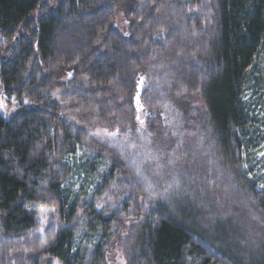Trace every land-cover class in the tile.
I'll use <instances>...</instances> for the list:
<instances>
[{
  "label": "trees",
  "instance_id": "1",
  "mask_svg": "<svg viewBox=\"0 0 264 264\" xmlns=\"http://www.w3.org/2000/svg\"><path fill=\"white\" fill-rule=\"evenodd\" d=\"M0 100V264H264V250L238 253L226 224L196 226L199 212L157 181L163 198H149L120 149L89 135L131 127L134 139L138 114L159 140L197 124L264 219L249 175L264 143V0H0ZM77 150L103 163L88 160L95 185L70 198ZM42 206L55 217L39 237ZM80 232L95 241L75 246ZM122 235L131 245L111 262Z\"/></svg>",
  "mask_w": 264,
  "mask_h": 264
},
{
  "label": "rangeland",
  "instance_id": "2",
  "mask_svg": "<svg viewBox=\"0 0 264 264\" xmlns=\"http://www.w3.org/2000/svg\"><path fill=\"white\" fill-rule=\"evenodd\" d=\"M128 4L127 2L122 6V14ZM122 14L120 13L118 17L119 22L123 21ZM120 25L122 26L121 23ZM61 104L66 105L65 102ZM0 110L3 111L1 100ZM68 117L71 120H77V122L79 120H85V118L82 119V117L74 113H68ZM81 123L84 124L86 122L83 121ZM86 124L90 127L96 125L93 122ZM198 127L197 124L192 127L189 125L187 128L191 130H184L178 140H173V137L168 138V136L167 138L165 137V139L162 138L163 141L159 140L156 135H154L156 134L154 131H152L154 134L147 139H141L139 134H137L133 139L136 144L147 145L148 139H151L152 143L149 147L154 153L158 152L165 161L167 159V154L172 153L173 149H176L179 157L174 168L172 166L164 168L163 179L154 174V164H145L143 168V176L145 179L135 176L137 184L139 183L142 188H145L147 187V182H149L152 188L156 189L157 181L159 188L164 186L166 188L172 176L175 175L179 181V187L169 190L168 193L172 194L176 200H185V204H189L194 208L195 212L196 210L199 212V214L193 218V223L196 226L210 232L211 227L215 224L224 223L229 227L227 230L232 232L230 238L233 240V243L231 242L230 244H235L234 246L238 248V253L242 254L241 256L246 253H251L250 255H252L254 252H261V250H264V219L254 215L256 213L251 211L249 203L244 201L241 187L237 184L231 171L225 166V170L222 169L220 164L222 161L217 156L215 144L211 143L209 137L206 139V133H199L196 130ZM99 128L105 127L101 126ZM91 129L92 128L89 130ZM181 141V147L177 149V144ZM261 152H264V143L258 146L256 151L249 157L253 165V171L250 172L249 175L252 179H255L258 186L263 184L264 181V157L258 155ZM66 159L72 170L69 178L62 185L64 193L69 195L70 198L77 197L79 193H87L88 195L95 185V178L92 176V170L90 169L91 166L88 164V160H97L99 163H103V161L101 159H95V156L90 155L89 152H83L82 150H77L75 154L69 155ZM150 179L155 180V184H152ZM132 185H134L133 182ZM121 196L122 194L116 197L111 195L107 196L105 201L107 206L114 207L112 202L115 200L119 201ZM124 197H126L125 193ZM83 199L84 198H80V201ZM40 208L41 207H38L36 209L37 221L39 223L37 233L39 237H42L48 223L55 216L54 212H49L47 213L46 220H42L41 218L45 214L40 212ZM41 229H44V231L41 232ZM77 235L74 241L75 246L79 245L86 247L95 241V239L84 238L82 232ZM125 239L126 235H122L119 236L118 240L116 238L113 242L112 249L110 253H108L111 262L120 257L126 249L128 250V243L131 245V242L126 241L125 244ZM262 256L264 257V255ZM258 258L255 257L257 260Z\"/></svg>",
  "mask_w": 264,
  "mask_h": 264
},
{
  "label": "snow or ice",
  "instance_id": "3",
  "mask_svg": "<svg viewBox=\"0 0 264 264\" xmlns=\"http://www.w3.org/2000/svg\"><path fill=\"white\" fill-rule=\"evenodd\" d=\"M159 11V9H157ZM161 32L164 31V29L160 30ZM69 76H71V73H69ZM145 77H140V86H143ZM177 95H180V93H177ZM140 93L137 92L136 97V104H137V112L141 113L144 116L149 115L146 111H144V105L140 102L139 99ZM27 103V101H25ZM167 107V105H165ZM136 120L139 123V127L135 128V132L139 134L141 139H147L153 135V133H147L145 135L146 130V124L145 120L141 118V115L138 114L136 116ZM167 126V125H166ZM132 132V128L128 127L126 129H121L120 127H117L115 130H109L107 127L105 128H97L95 132H90L89 135L96 137L100 140L102 144H107L110 147H118L120 149L119 155L123 159L130 162L132 168L134 169L135 176L145 179L143 176V168L145 164H154L155 165V175L159 176L161 179L164 177V168L168 166H172L173 168L177 164V160L179 159L177 155L176 149H173L172 153L167 154L166 161L161 157V155L158 152H153L149 145H151L152 141L151 139H148L147 145L145 144H136L133 139L129 136V133ZM167 135V134H165ZM173 136H176L177 133L174 131L172 133ZM121 136H123V139L121 140ZM182 141L177 144V149L181 147ZM134 150L133 152H127V149ZM261 157H264V152H261L258 154ZM137 157H141L140 159H137ZM247 167V165H245ZM103 171V169H101ZM251 178V177H250ZM179 187V181L175 175L172 176L171 181L168 183L167 187L164 189V194H167L169 190L178 188ZM259 188L264 189V184H260ZM146 191H149L150 196L149 198H163L162 194L157 193L156 197L151 196V192L155 191V189L152 188L151 184H149V187L146 189ZM114 206V205H113ZM98 208L103 209V204H97ZM40 212L45 214L42 216V220H46L47 213L49 212H55V208H45L41 207ZM44 229H41V232H43ZM75 250V249H74Z\"/></svg>",
  "mask_w": 264,
  "mask_h": 264
}]
</instances>
